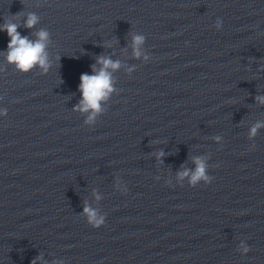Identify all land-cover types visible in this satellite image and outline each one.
<instances>
[{
  "label": "clouds",
  "instance_id": "9594fccd",
  "mask_svg": "<svg viewBox=\"0 0 264 264\" xmlns=\"http://www.w3.org/2000/svg\"><path fill=\"white\" fill-rule=\"evenodd\" d=\"M24 16V27L33 28L38 22L39 17L34 12H28L27 14L16 13L12 15L10 18H6L3 25H0V31H4L7 33L9 39V43L7 45V54L6 59L8 63L13 64L18 71L21 72H29L34 67H40L46 73L50 68V62L48 60V53L46 51L48 42L50 40V33L41 29L35 33L37 39L30 40L27 36H21L17 31L20 24L16 21ZM220 23H217V28H220ZM145 37L142 35H137L133 38L134 44V55L136 57L140 56L139 46L144 42ZM59 57H57V60ZM147 59V57H145ZM97 63L102 65V67L97 70L95 66H93V73L89 75L87 73L82 74L80 76V84L79 89L82 95V111L92 110L93 115L88 117V122H91L94 115L101 111L100 102L106 99L109 94L113 91V83L111 73L108 71L109 69L116 70L120 67L119 61H113L109 57H98ZM261 103H264V97H257ZM264 126V124L256 123L250 130V136H255L257 130ZM216 139H219L217 137ZM160 155H163L161 152ZM197 168L195 173L191 176V184H195L198 180L203 179L206 184L211 183L213 178H209L205 174V165L204 163L197 159L196 161ZM188 172L185 171L181 174V176H188ZM84 212L88 217V224L93 228L101 227L105 220L104 217L97 218V213L89 207L84 208ZM243 253L247 254L250 251V247L243 246ZM39 259V257H37ZM35 264V260L33 261Z\"/></svg>",
  "mask_w": 264,
  "mask_h": 264
}]
</instances>
